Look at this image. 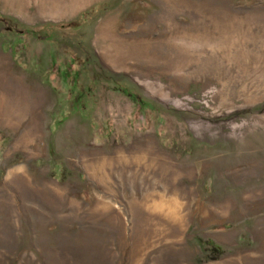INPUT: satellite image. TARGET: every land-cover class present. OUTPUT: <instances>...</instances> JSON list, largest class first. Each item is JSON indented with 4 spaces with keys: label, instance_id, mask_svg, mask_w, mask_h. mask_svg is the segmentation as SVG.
Returning <instances> with one entry per match:
<instances>
[{
    "label": "rangeland",
    "instance_id": "obj_1",
    "mask_svg": "<svg viewBox=\"0 0 264 264\" xmlns=\"http://www.w3.org/2000/svg\"><path fill=\"white\" fill-rule=\"evenodd\" d=\"M0 90V264H264V0H0Z\"/></svg>",
    "mask_w": 264,
    "mask_h": 264
},
{
    "label": "bare ground",
    "instance_id": "obj_2",
    "mask_svg": "<svg viewBox=\"0 0 264 264\" xmlns=\"http://www.w3.org/2000/svg\"><path fill=\"white\" fill-rule=\"evenodd\" d=\"M24 7L25 6L22 5V8H24ZM44 7L46 8L48 6L45 5ZM23 101H25V98H24V100H22L21 97H19V94L10 96L5 91H1L0 90V114L1 115L5 114L3 117L10 116L13 113L18 118L26 116L27 113H28V108H26V106H24V104L22 105V102ZM34 107L36 108L37 106L35 105ZM33 134H35V131L34 130H31V132L27 134V136L24 138V140L27 141L26 143L29 142L30 136L33 135ZM148 154H149V148H145L144 147V148H141L139 150V153H137V156L136 157H139V159H141V158H147L149 156ZM114 160H115V158H113V157H104L101 160V163H99V165L94 166V172H95V174L96 175H99V176H101V175L102 176H105L103 174L104 169L106 167H108V166L113 165V161ZM120 161L121 162L122 161L128 162V159L125 158V157H122L120 159ZM87 167H89V164H87Z\"/></svg>",
    "mask_w": 264,
    "mask_h": 264
},
{
    "label": "trees",
    "instance_id": "obj_3",
    "mask_svg": "<svg viewBox=\"0 0 264 264\" xmlns=\"http://www.w3.org/2000/svg\"><path fill=\"white\" fill-rule=\"evenodd\" d=\"M209 244L211 245L212 249H214V253L219 254L222 252V248L220 246L215 245L213 242H210Z\"/></svg>",
    "mask_w": 264,
    "mask_h": 264
}]
</instances>
